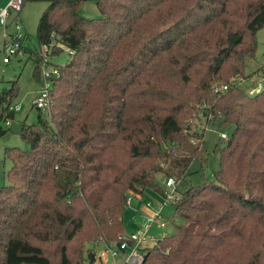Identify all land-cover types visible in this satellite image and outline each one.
<instances>
[{"label":"trees","instance_id":"1","mask_svg":"<svg viewBox=\"0 0 264 264\" xmlns=\"http://www.w3.org/2000/svg\"><path fill=\"white\" fill-rule=\"evenodd\" d=\"M34 1L49 2L39 47L74 53L58 64L50 121L23 123L29 149L6 148L0 264H72L69 242L117 243L130 191L164 194L157 174L182 179L195 158L203 169L211 124L232 129L215 147L220 169L183 192V223L142 264H264V89L233 84L252 75L264 0H96L97 18L80 13L84 0ZM16 93V81L0 90L4 123Z\"/></svg>","mask_w":264,"mask_h":264},{"label":"rangeland","instance_id":"2","mask_svg":"<svg viewBox=\"0 0 264 264\" xmlns=\"http://www.w3.org/2000/svg\"><path fill=\"white\" fill-rule=\"evenodd\" d=\"M9 0H0V12L3 9V5ZM8 3V2H7ZM49 2L46 1H34L28 0L25 2L23 10L20 13V24L26 29L27 37L24 40L23 48L12 56L11 61L5 63L4 57V43L5 37L4 32L0 28V90L11 87L13 81H16L17 93L12 99V106L20 105V108L15 110V114L10 122L15 121L19 123L35 124L39 122V114L50 121L51 115L48 114L50 111L40 110L34 105V98L37 96L41 89V81L37 78V60L33 56L34 52L39 49L40 42L38 39V24L39 20L47 8ZM80 13L88 18L100 17L101 11L97 5L96 0H84L80 8ZM16 14L12 13L7 18V33L8 39H11V34L16 33ZM257 49L254 57L247 60L246 70L247 73H252L251 77L241 82V87L248 89L253 86L256 82H261L264 87V27L261 28L257 34ZM61 48V51H59ZM38 54L40 52L37 50ZM55 55L52 60L56 64H65L71 58L69 48L67 46H60L54 48ZM41 56V55H39ZM0 124L3 126H9L4 123L0 118ZM223 130L216 124L207 126L205 131V148L206 156H208L207 163L204 164V168L201 167V162L198 158H195L192 162L189 172L182 179H179L176 185L177 193L180 198L183 197V192L191 186L198 185L204 182V177L209 180L213 179L214 173L220 169V154L215 151L217 144H222L220 133ZM229 135L232 133V129L226 130ZM19 147L27 150L30 148V144L26 142L21 133H15L9 130L6 134L0 136V186L9 185L11 180L8 176L9 171L13 166V160L6 154V148ZM165 176L159 172L156 176V182L164 189H170L166 186ZM135 193V191H130ZM163 194L156 188H146L143 194L139 196H133L132 200L126 207L125 210V231L127 235H131L137 231L139 225L145 221L146 213L161 212L164 219L167 220L166 227H159L158 224H154L148 231V235L151 239L144 246H153L154 240L161 236L170 235L174 233L177 226L183 223V218L176 211V208L172 202L165 203ZM148 202H151L150 206H145ZM141 204V206H140ZM140 206V208H138ZM147 215V214H146ZM124 234L125 236H127ZM113 242V241H111ZM113 246H117V243H111ZM105 247V242L102 240L90 241L79 239L68 243V249L72 257V264H88V255L90 252H96V258L91 264H115L113 257L101 256V251ZM55 256L54 244L52 247ZM56 257V256H55ZM123 252L120 251L118 254L117 264L123 262ZM84 259H86L84 261ZM54 264H59L57 257L54 260Z\"/></svg>","mask_w":264,"mask_h":264},{"label":"built area","instance_id":"3","mask_svg":"<svg viewBox=\"0 0 264 264\" xmlns=\"http://www.w3.org/2000/svg\"><path fill=\"white\" fill-rule=\"evenodd\" d=\"M24 7V0H9L8 4L1 10L0 12V28L4 32L5 43H4V57L3 61L8 63L11 61L13 55L19 52L22 49L24 39L26 38L25 28L20 24V13ZM12 13L16 14L15 22H16V33L11 34V39H8L7 33V18ZM54 37V36H53ZM62 46V45H61ZM54 41L50 44H44L39 47L38 51L41 55V89L37 96L34 98V105L46 111H50L53 105V99L51 96V90L54 86L55 80L61 76V70L58 67V64L54 63L52 58L55 55L54 52ZM69 53L73 54L74 51L69 49ZM246 79H241L234 81L233 84H240ZM257 82V81H256ZM248 87L247 91L250 94H255L264 89L261 82ZM229 88V84H223L218 86L216 89L226 90ZM20 108V105L10 106L11 110H17ZM10 124V121L7 122ZM196 127L191 129V132L198 131ZM200 131V130H199ZM220 136L223 138H228L229 134L227 131H222ZM192 142L195 143L197 139L192 138ZM178 179L175 176H167L165 178L166 186L170 189H165V193L163 197L165 199V203L172 202L173 204L177 202L180 198V195L177 193V185ZM141 194H136L131 192L128 196V202L132 200L133 196H139ZM151 202H148L145 206H150ZM147 214V215H146ZM145 221L139 225L137 231L133 232L131 235H120L119 241L117 242V246H113L110 243H105L104 249L101 251V256L103 257H113L115 264H117L118 254L120 251L123 252L124 258L122 264H142L146 255V249L148 245L144 246L143 243H147L151 237L148 235L149 229L156 223L159 227H166L167 220L164 219L163 214L159 211L156 213H146ZM158 238L154 240L156 243Z\"/></svg>","mask_w":264,"mask_h":264},{"label":"water","instance_id":"4","mask_svg":"<svg viewBox=\"0 0 264 264\" xmlns=\"http://www.w3.org/2000/svg\"><path fill=\"white\" fill-rule=\"evenodd\" d=\"M9 130L15 133H21L23 130V123L12 121L8 126Z\"/></svg>","mask_w":264,"mask_h":264},{"label":"crops","instance_id":"5","mask_svg":"<svg viewBox=\"0 0 264 264\" xmlns=\"http://www.w3.org/2000/svg\"><path fill=\"white\" fill-rule=\"evenodd\" d=\"M7 2H8V1H7ZM7 2L3 5V8L8 4ZM25 30H26V29H25ZM26 34H28L27 31H26ZM140 206H141V204H140ZM140 206H138V208H140ZM125 233H126V231H125ZM103 243H104V242H103ZM95 254H96V252H95Z\"/></svg>","mask_w":264,"mask_h":264}]
</instances>
